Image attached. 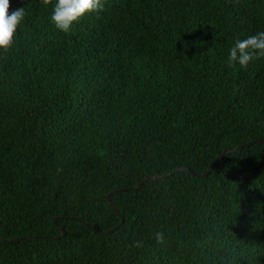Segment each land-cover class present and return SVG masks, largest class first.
<instances>
[{
	"label": "trees",
	"instance_id": "16d2710c",
	"mask_svg": "<svg viewBox=\"0 0 264 264\" xmlns=\"http://www.w3.org/2000/svg\"><path fill=\"white\" fill-rule=\"evenodd\" d=\"M54 3L10 0L0 238L48 239L0 243V264H264V57L227 60L264 0H104L67 33Z\"/></svg>",
	"mask_w": 264,
	"mask_h": 264
},
{
	"label": "clouds",
	"instance_id": "9594fccd",
	"mask_svg": "<svg viewBox=\"0 0 264 264\" xmlns=\"http://www.w3.org/2000/svg\"><path fill=\"white\" fill-rule=\"evenodd\" d=\"M104 0H55L50 22L62 32H69L74 23L85 14L100 12L104 9ZM10 9V0H0V49L7 50L14 43L18 26L25 19L23 7ZM264 57V31L244 39H237L228 49L227 60L230 65L247 67L250 62ZM155 240L163 241V233L156 232ZM134 247H141L142 242H133Z\"/></svg>",
	"mask_w": 264,
	"mask_h": 264
},
{
	"label": "water",
	"instance_id": "95a60500",
	"mask_svg": "<svg viewBox=\"0 0 264 264\" xmlns=\"http://www.w3.org/2000/svg\"><path fill=\"white\" fill-rule=\"evenodd\" d=\"M252 142H260L259 140H255V141H252ZM252 142H247V143H244V144H241V145H238L236 148H233V149H230V148H224L223 151L214 159V161L211 163V165L203 172V173H200V174H197V173H194L192 172L189 168L187 167H176L174 169V171H179V170H186L187 172L191 173L193 176H200V177H204L206 176L217 164L218 162L225 156V155H228L230 154L231 152H234L236 151L237 149H241L247 145H249L250 143ZM168 174H163V175H154V176H149V177H146L144 178L142 181L136 183L134 186H132L131 188H137L139 187L141 184L145 183V182H149V181H154L156 180L157 178H163V177H166ZM128 188H122V189H117L111 193L108 194L107 198H108V202L109 204L111 205V207L113 208V210L119 214L117 208L115 207L113 201L111 200V195L115 192H120V191H123V190H127ZM120 215V214H119ZM121 217V215H120ZM61 218H69V219H72V220H75L85 226H87L88 228H90L91 230H94L96 231L97 233L103 235V234H108L110 232H112L114 228L112 229H109L107 231H100L98 230L96 227H93V226H90L88 225L87 223H85L83 220L81 219H78V218H71V217H55L53 219V222L55 224H57V221L58 219H61ZM123 221V218L121 217V222ZM59 227V230L61 231V235L64 236L65 232L63 230V228L61 226H58ZM30 238H44V239H48V238H45V237H40V236H21V237H18V238H14V239H2L0 238V243H14V242H20V241H23V240H29Z\"/></svg>",
	"mask_w": 264,
	"mask_h": 264
}]
</instances>
